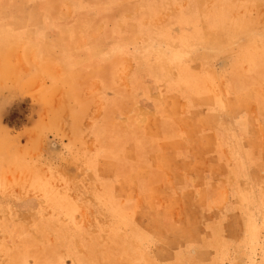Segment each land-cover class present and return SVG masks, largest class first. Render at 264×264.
<instances>
[{"label": "rangeland", "instance_id": "obj_1", "mask_svg": "<svg viewBox=\"0 0 264 264\" xmlns=\"http://www.w3.org/2000/svg\"><path fill=\"white\" fill-rule=\"evenodd\" d=\"M0 264H264V0H0Z\"/></svg>", "mask_w": 264, "mask_h": 264}]
</instances>
